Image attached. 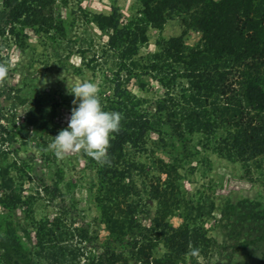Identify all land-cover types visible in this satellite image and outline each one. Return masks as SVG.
<instances>
[{
	"label": "trees",
	"instance_id": "obj_1",
	"mask_svg": "<svg viewBox=\"0 0 264 264\" xmlns=\"http://www.w3.org/2000/svg\"><path fill=\"white\" fill-rule=\"evenodd\" d=\"M54 1L4 0L0 35L9 32L17 39H27L29 30L51 35L59 26L52 14ZM140 1L141 15L125 27L120 26L117 9L93 15L99 28L109 34L108 45L117 61L101 106L119 112L121 121L119 131L109 139L108 162L85 155L100 176L99 185L107 187L97 200L106 228L118 240L129 235L137 238L140 228L136 217L139 199L132 178L135 170H145L136 155L148 152L149 135L156 134L162 143L174 145L169 136L181 140L202 133L204 146L220 157L264 170V0ZM173 14L183 17L186 30L201 32L199 42L190 46L181 37L160 40L158 51L139 56L140 47L148 42L149 28L164 26L155 18L164 20ZM145 77L161 88L153 104L129 87L136 79L142 90H149ZM180 161L176 158V163H165L164 189L160 183H152V198L158 200L159 209L152 227L146 229L149 233L140 234L143 244L133 251L142 264H185L189 251L199 257L212 242L190 222L174 226L167 220L172 200L169 189H174L179 177ZM13 183L10 168L3 169L0 204L8 210L21 205L22 197ZM225 215L233 217L230 226L238 237L247 228L235 250L250 245L264 250V205L260 201L242 199L228 204ZM76 222L72 221L70 228L61 216L40 221L35 231L38 255L51 264H77L84 253L68 245L70 236L83 240L92 236L89 224L80 227ZM9 226L0 236V264H33L32 252L23 249L15 228ZM161 243L166 251L156 257L153 251ZM122 253L112 250L92 260L94 264H114ZM260 264H264V253Z\"/></svg>",
	"mask_w": 264,
	"mask_h": 264
},
{
	"label": "rangeland",
	"instance_id": "obj_2",
	"mask_svg": "<svg viewBox=\"0 0 264 264\" xmlns=\"http://www.w3.org/2000/svg\"><path fill=\"white\" fill-rule=\"evenodd\" d=\"M113 9L118 10L120 26L125 27L141 15L143 5L140 0H55L52 14L59 26L51 35L40 36L31 30L27 39H17L9 32L0 35V63L8 66L7 76L0 80V174L10 168L13 187L22 197L14 210L0 204V236L11 224L23 249L32 252L33 264H51L38 255L36 226L44 219L61 216L68 226L74 220L78 221L76 226L89 224L91 240L70 236L68 245L84 253L77 264H94L93 257L112 250L123 252L114 264H142L133 251L143 244L140 234L149 233L146 229L152 227L159 209L158 200L152 198V183H160L164 189L165 163H176L178 158L179 177L174 189H169L172 200L167 220L174 226L190 222L203 230L207 242L212 239L201 256L189 251L185 264H260L263 248L250 245L235 250L247 228L238 237L230 226L233 217L225 213L228 204L242 199L264 205V170L220 157L204 146L202 133L188 134L181 140L169 136L174 145L162 143L156 134L149 135L148 152L136 155L145 170H135L132 178L133 192L139 199L136 217L140 228L137 238L129 235L119 240L106 228L97 200L107 187L99 185L100 176L85 152H70L58 159L49 149L54 136L67 127L71 109L76 106L69 92L73 85L94 82L101 105L109 93V79L117 61L108 45L109 34L99 28L93 15L110 14ZM159 21L164 22L163 28H149L148 42L140 47L139 56L158 51L160 40L181 37L193 46L201 38V32L186 30L181 15L155 18L156 23ZM144 79L150 82L149 90H142L136 79L129 87L153 104L161 88L148 77ZM166 129L170 132L169 127ZM165 251L161 243L153 254L157 257Z\"/></svg>",
	"mask_w": 264,
	"mask_h": 264
},
{
	"label": "clouds",
	"instance_id": "obj_3",
	"mask_svg": "<svg viewBox=\"0 0 264 264\" xmlns=\"http://www.w3.org/2000/svg\"><path fill=\"white\" fill-rule=\"evenodd\" d=\"M7 73L8 66L0 63V80ZM69 92L74 95L73 104L76 106L71 109L67 127L54 136L49 149L58 159L67 153L83 150L97 162H108L109 139L111 134L119 131L121 114L103 110L94 82L73 85Z\"/></svg>",
	"mask_w": 264,
	"mask_h": 264
}]
</instances>
